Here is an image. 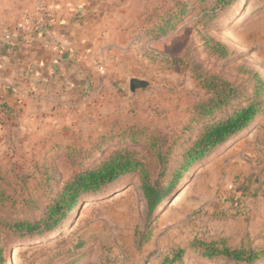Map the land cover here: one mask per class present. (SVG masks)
I'll return each mask as SVG.
<instances>
[{"label":"rangeland","instance_id":"rangeland-1","mask_svg":"<svg viewBox=\"0 0 264 264\" xmlns=\"http://www.w3.org/2000/svg\"><path fill=\"white\" fill-rule=\"evenodd\" d=\"M189 1L180 22L160 35L152 30L173 0L93 1L105 17L109 44L99 69L102 84L89 94H60L25 104L15 118L2 113L0 171L21 167L33 175L19 196L34 202L14 216H44L60 187L87 164L86 157L70 154L72 142L77 140L78 149L79 138L111 119L167 131L203 97L186 68L167 69L165 60L196 61L223 78L248 81L249 94L254 72L264 80V0H233L226 6H216L215 0ZM11 3L7 11L13 17L33 8L22 9L27 0ZM216 43L226 47L225 56L213 49ZM134 77L148 86L133 93ZM260 115L257 128L250 130V125L198 161L152 214L140 175L123 176L99 194L82 198L54 232L15 242L12 264H264V109ZM128 146L148 161L153 180L169 184L179 152L162 175L146 145ZM199 242L254 250L257 257L208 258Z\"/></svg>","mask_w":264,"mask_h":264},{"label":"trees","instance_id":"trees-1","mask_svg":"<svg viewBox=\"0 0 264 264\" xmlns=\"http://www.w3.org/2000/svg\"><path fill=\"white\" fill-rule=\"evenodd\" d=\"M232 1L214 2L216 6H226ZM173 2V6L162 13V21L155 22L157 26L152 30L153 33L160 35L167 28L175 27L183 18L190 1ZM213 49L220 55L225 56L227 53L226 47L220 43H216ZM165 62L168 64L167 69L186 68L191 74L192 83L204 91L203 97L189 105L183 117L167 131L139 122L111 119L104 128H96L87 138H79L82 145L78 149L75 145L77 140L72 142L73 146L68 150L70 154L86 157L87 164L60 187L55 198L49 202L44 216L35 219L14 216L19 213L20 207L34 202L31 197L19 196L23 194L26 183L33 175L23 171L21 167L10 172L0 171V264L6 263L5 249L8 246L12 247L17 241L26 243L48 232H54L80 204L82 198L99 194L129 174L140 175L141 189L152 214L198 161L209 157L231 138L242 134L264 109V80L259 72H254L249 94L248 81L236 82L223 78L196 64V61L176 59ZM124 143L146 145L161 166L162 175L167 172L172 157L179 152L178 167L169 184L165 186L153 180L148 161ZM14 183L16 186L19 184L17 190L14 189ZM199 244H204L203 256L208 258L222 255L241 261L257 257L254 250L218 249L204 242ZM182 253L183 250L178 251L179 255Z\"/></svg>","mask_w":264,"mask_h":264},{"label":"crops","instance_id":"crops-1","mask_svg":"<svg viewBox=\"0 0 264 264\" xmlns=\"http://www.w3.org/2000/svg\"><path fill=\"white\" fill-rule=\"evenodd\" d=\"M11 1L0 0V40L3 29L19 18L7 11ZM93 1L27 0L23 4L22 9L40 4L52 6L54 30L64 49L56 52L38 37L15 40L0 47V128L5 125L3 112L15 118L21 116L19 108L25 104L60 94L68 97L79 92L89 94L102 84L99 66H103L109 44H106L105 17ZM261 119L258 116L250 130L257 128Z\"/></svg>","mask_w":264,"mask_h":264},{"label":"built area","instance_id":"built-area-1","mask_svg":"<svg viewBox=\"0 0 264 264\" xmlns=\"http://www.w3.org/2000/svg\"><path fill=\"white\" fill-rule=\"evenodd\" d=\"M54 17V10L48 4H40L24 12L11 26L3 29L0 47L13 43L15 40L27 41L30 38L38 37L46 46L56 52H62L64 46L56 36ZM99 69L102 70L103 66L100 65ZM13 90L16 91L15 88Z\"/></svg>","mask_w":264,"mask_h":264},{"label":"water","instance_id":"water-1","mask_svg":"<svg viewBox=\"0 0 264 264\" xmlns=\"http://www.w3.org/2000/svg\"><path fill=\"white\" fill-rule=\"evenodd\" d=\"M148 86V81L140 78H131L130 79V90L134 93L137 89L145 88Z\"/></svg>","mask_w":264,"mask_h":264},{"label":"bare ground","instance_id":"bare-ground-1","mask_svg":"<svg viewBox=\"0 0 264 264\" xmlns=\"http://www.w3.org/2000/svg\"><path fill=\"white\" fill-rule=\"evenodd\" d=\"M174 202V201H173ZM175 202H177V201H175ZM161 206V205H160ZM159 206V207H160ZM8 249H7V263H5V264H12V255H11V251H10V249H11V246H8L7 247Z\"/></svg>","mask_w":264,"mask_h":264}]
</instances>
